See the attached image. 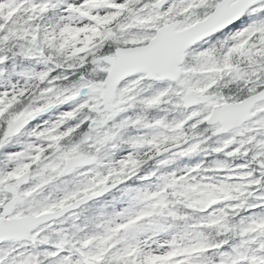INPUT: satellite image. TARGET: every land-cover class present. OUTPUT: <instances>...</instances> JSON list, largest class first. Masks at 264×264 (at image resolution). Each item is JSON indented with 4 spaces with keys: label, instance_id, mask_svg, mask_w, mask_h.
<instances>
[{
    "label": "snow or ice",
    "instance_id": "6c2138e0",
    "mask_svg": "<svg viewBox=\"0 0 264 264\" xmlns=\"http://www.w3.org/2000/svg\"><path fill=\"white\" fill-rule=\"evenodd\" d=\"M0 264H264V0H0Z\"/></svg>",
    "mask_w": 264,
    "mask_h": 264
}]
</instances>
